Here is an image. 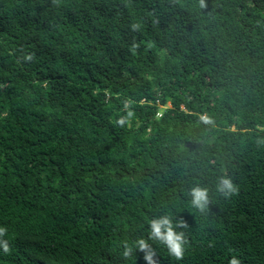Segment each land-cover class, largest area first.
<instances>
[{"label":"trees","instance_id":"16d2710c","mask_svg":"<svg viewBox=\"0 0 264 264\" xmlns=\"http://www.w3.org/2000/svg\"><path fill=\"white\" fill-rule=\"evenodd\" d=\"M165 214L158 264H264V0H0V264H147Z\"/></svg>","mask_w":264,"mask_h":264},{"label":"clouds","instance_id":"9594fccd","mask_svg":"<svg viewBox=\"0 0 264 264\" xmlns=\"http://www.w3.org/2000/svg\"><path fill=\"white\" fill-rule=\"evenodd\" d=\"M201 7L204 6V0H200ZM26 60H32L33 55L27 54ZM125 108H129L128 104H125ZM134 115L129 110L127 116L119 117L116 123L120 127H124L128 120ZM200 120L204 124H211L213 120L210 116L204 114L200 116ZM216 192L219 193L225 200L238 193V186L233 182V179L227 175L218 178L216 184ZM190 197L191 206L198 210L200 213H206L209 210L212 197L210 196L209 189L199 184L194 185L188 192ZM187 223L183 220L174 221L173 218L167 214L154 217L149 221L148 238H138L133 242L124 241L122 244V255L125 259L134 256L135 252L139 250L144 254L143 259L147 264H158L156 259L157 253L155 248L149 241L157 242L163 245L169 254L176 261H181L185 257V252L188 247V237L184 231H178L177 229H186ZM7 232L5 227H0V238L4 237ZM0 244L3 245L4 251H9V246L6 240L0 239ZM229 264H241L240 260L233 256Z\"/></svg>","mask_w":264,"mask_h":264},{"label":"rangeland","instance_id":"374dc122","mask_svg":"<svg viewBox=\"0 0 264 264\" xmlns=\"http://www.w3.org/2000/svg\"><path fill=\"white\" fill-rule=\"evenodd\" d=\"M170 105H171V103L169 102L168 106H170ZM163 109H164V106H161V111H163Z\"/></svg>","mask_w":264,"mask_h":264}]
</instances>
